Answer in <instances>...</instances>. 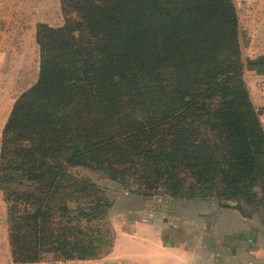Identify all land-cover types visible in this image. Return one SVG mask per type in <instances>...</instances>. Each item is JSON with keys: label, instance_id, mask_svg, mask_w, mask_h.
Listing matches in <instances>:
<instances>
[{"label": "trees", "instance_id": "trees-1", "mask_svg": "<svg viewBox=\"0 0 264 264\" xmlns=\"http://www.w3.org/2000/svg\"><path fill=\"white\" fill-rule=\"evenodd\" d=\"M64 1L79 20L39 26V81L4 129L0 187L16 262L88 255L64 231L73 195L88 202L99 190L88 180L71 184L70 166L116 180L143 166L147 188L154 174L177 181L182 166L186 197L221 204L264 193V128L242 80L231 0ZM255 66L264 63L247 64ZM130 154L144 165L99 160ZM92 204L94 215L104 205Z\"/></svg>", "mask_w": 264, "mask_h": 264}, {"label": "rangeland", "instance_id": "rangeland-1", "mask_svg": "<svg viewBox=\"0 0 264 264\" xmlns=\"http://www.w3.org/2000/svg\"><path fill=\"white\" fill-rule=\"evenodd\" d=\"M231 1L235 6L238 20L240 60L243 66L242 80L248 88L251 101L256 108L264 128V66L247 68V64L252 61H259L260 64L264 63L262 62V59H264V0ZM69 4V1L64 0H15L13 4L14 7H18L22 13L28 16L30 13L37 12L36 32L31 41L37 48V62L39 63L40 58V69L42 50L38 38V28L40 25H47L54 29L61 28L68 18L78 21L79 16L72 11ZM39 15L40 17H38ZM33 24L34 19H32L31 24L27 23L26 28L33 27ZM256 30H259L258 33ZM252 33L257 34L253 35ZM238 66V63L232 66L231 77L237 74L236 67ZM23 70L24 68H18L15 71V74L20 73L19 80H0V163L4 129L13 108L16 102L39 81L25 80ZM168 80H174V78ZM116 81H120L118 77ZM104 156L105 155L101 156L99 160H110L113 163L142 160L141 163L144 165L143 156L140 158L131 154L130 156L120 155L114 159ZM19 162H21V160L18 156H14L12 160L13 169L19 168ZM100 168L104 167L100 166ZM124 168L128 167H123L121 169ZM142 170L143 166L135 170V174L133 170L127 171L116 180L111 178L102 169L80 165L69 167L68 174L72 177L70 181L71 184L75 183L76 180H88L96 185L99 190L97 194H90L84 197L91 198V201L88 202L83 199H78L81 198V195H75L74 189L70 190L72 194H74L73 198L77 200V202H72L69 205L74 211L70 216V221H68L71 223L66 225L67 230L66 232L64 231V234L67 235L69 243H81L86 249L88 248L90 253L88 252L85 260L98 261L107 256L114 248L118 236V229L121 227L123 228V232L130 233L132 226L136 222L149 221L160 218L161 216L167 217L169 214L173 215L182 212V207L186 205H206L214 203L224 207L237 206L243 210L245 217H255L264 221V193L262 192L255 197L253 203H246L243 201L239 204V202L232 200L223 201L221 204L214 199V197L190 199L186 197V190L182 188V166H180L177 171L175 177L177 181H174L175 179L171 178L169 174H165L164 176H161V174L158 176L155 174L151 175L149 180L151 188L146 187L145 182L149 176L144 177ZM2 198L1 202L2 204L4 203L3 206L6 208L8 238L13 252V245L10 239V204L6 201V196L3 191ZM98 200H102L104 205L103 208L94 215V210L91 209L93 208L92 203ZM81 211H83L84 214H80ZM56 256L58 255H52L38 263L56 264L57 262L67 263L80 260H65Z\"/></svg>", "mask_w": 264, "mask_h": 264}, {"label": "crops", "instance_id": "crops-1", "mask_svg": "<svg viewBox=\"0 0 264 264\" xmlns=\"http://www.w3.org/2000/svg\"><path fill=\"white\" fill-rule=\"evenodd\" d=\"M14 3L0 0V80H19L18 68H24L25 80H38L40 58L38 63L31 41L37 12L28 16ZM0 193V264H50L15 261ZM122 229L103 259L56 264H264V221L247 218L233 206L186 205L182 212L136 222L130 233Z\"/></svg>", "mask_w": 264, "mask_h": 264}, {"label": "water", "instance_id": "water-1", "mask_svg": "<svg viewBox=\"0 0 264 264\" xmlns=\"http://www.w3.org/2000/svg\"><path fill=\"white\" fill-rule=\"evenodd\" d=\"M118 80V79H117ZM225 205H228L227 203H224Z\"/></svg>", "mask_w": 264, "mask_h": 264}]
</instances>
